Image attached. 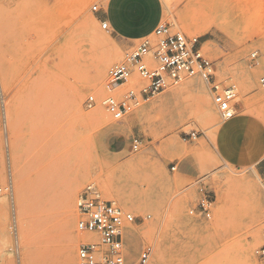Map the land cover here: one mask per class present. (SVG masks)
<instances>
[{"label": "rangeland", "instance_id": "rangeland-1", "mask_svg": "<svg viewBox=\"0 0 264 264\" xmlns=\"http://www.w3.org/2000/svg\"><path fill=\"white\" fill-rule=\"evenodd\" d=\"M106 1L0 0V188L8 178L13 187L11 198L0 193V264H77L81 242L70 248V240L83 232L76 229L75 202L88 186L137 218L124 231L125 264L147 244L153 247L148 264H264L255 254L264 232V178L256 171L264 160V0L147 5L146 20L161 19L172 31L199 39L220 91L234 88V115L221 121L211 86L197 77L182 80L210 99L218 122L208 132L190 110L159 116L158 105L178 83L120 120L106 113V97L121 98L141 82L133 75L115 91L105 87L109 67L141 42H120L109 26L101 28L92 7ZM191 4H200L211 21L201 36L183 21ZM87 23L116 47L85 32ZM108 49L120 57L106 68L102 86L92 88L96 61ZM89 97L94 104L87 108ZM230 124L237 127L228 135L215 134ZM192 131L196 139L184 141ZM132 138L142 140L137 152ZM185 150L198 154L185 156ZM200 178L213 195L208 220L188 215ZM70 185L78 187L69 215L64 192ZM156 248L163 249L161 258Z\"/></svg>", "mask_w": 264, "mask_h": 264}, {"label": "built area", "instance_id": "built-area-1", "mask_svg": "<svg viewBox=\"0 0 264 264\" xmlns=\"http://www.w3.org/2000/svg\"><path fill=\"white\" fill-rule=\"evenodd\" d=\"M100 10L101 8L96 6L92 7L95 14ZM101 28L108 30L107 23L102 22ZM151 37L152 39H149ZM139 41V45L128 51L121 62L113 64L107 70L105 87L110 92L126 84L133 75L141 79L139 85L127 90L121 98L108 96L103 100L105 111L112 119L120 120L141 101H147L184 78L194 77L211 86L212 103L221 121L232 117L234 88L220 91L214 84L213 62L202 55L198 38H188L181 32L172 31L169 25L159 23L151 34ZM255 56L256 53L251 54L252 59ZM261 83L264 84V79ZM93 104L94 98L89 97L85 106L90 108ZM196 137L197 133L192 131L188 136H184L183 140H194ZM130 145L132 151L137 152L142 146V140L132 138ZM174 169L175 167L171 168ZM196 186L197 201L188 211V215L196 220H208L213 203L212 192L207 188L204 178L198 179ZM12 190L11 178H8L6 184L0 188V193H5L11 198ZM75 207L79 218L76 229L98 238L97 242H83L78 246L77 264H125L124 231L127 226L135 224L137 218L121 210L114 202L103 200L92 186L81 192ZM18 249V243L14 240L12 251L16 255ZM152 253L153 247L144 245L131 264H148ZM255 254L264 261V232L262 244Z\"/></svg>", "mask_w": 264, "mask_h": 264}, {"label": "bare ground", "instance_id": "bare-ground-1", "mask_svg": "<svg viewBox=\"0 0 264 264\" xmlns=\"http://www.w3.org/2000/svg\"><path fill=\"white\" fill-rule=\"evenodd\" d=\"M163 1L165 3L175 4V2L178 0H163ZM186 14H187V18L184 19L183 21L186 23V25L189 28L200 29L201 32L200 31H199L200 33L198 32L199 36L203 35L210 28L211 21L208 22V18L204 14V11H203L202 7L200 6V4H197V5L191 4L189 6V8L186 10ZM90 19H91V21L93 20L92 17ZM212 19H214V18H212ZM83 30L89 34L93 33L91 36L98 39L100 42L110 43L113 47L114 46L116 47L114 41H112V39L109 36H106L102 32L91 27L90 23L83 25ZM138 41L139 40H137V42ZM119 57L120 56L116 50H111V49L109 50L108 49V50H104L101 53L100 57L96 61L95 67L93 69V75L89 80V84H91L90 87L96 88V87L102 86L106 68L111 63H114L115 61H117ZM204 94H203L202 88H196V86H193L192 83H190V82H185V81L181 82L180 81V83H178L176 85V87L170 89L168 91V93L166 94V96L162 99L161 103L158 105L160 107L158 110V114H159V116H165L169 112H176L180 116L181 113L183 114L184 111L190 110L193 112V115L200 122V124L203 127H205L204 131L208 132L212 128H215L217 126L218 119L215 116V112L211 109L210 99ZM238 103H239V106L242 108L243 102L241 100H238ZM153 107L154 106H152V108ZM135 115H136V113H135ZM137 115H138V113H137ZM233 115H234V111H233ZM233 115H232V117H233ZM88 117L90 118L91 116H88ZM167 117H169V116H167ZM236 127H237L236 124L224 125V126L218 127L216 129L215 134L218 136H225V135H228L230 132H232ZM187 152H189V151H187ZM136 163H139V161ZM227 180H225V181H227ZM77 187H78V185L67 186L65 189V192H64V198L66 201L65 210L69 215L73 209V200L72 199L74 197V194L76 192ZM120 201L124 204V206H128V204L130 203L129 199H127L125 197H121V196H120ZM1 208H2V204H0V210H1ZM126 229H127V227H126ZM147 232H148L147 230L143 231V233L145 235L147 234ZM255 233H256V236L258 237L259 230H257ZM93 240L97 242L98 238L93 234L84 233V232L79 233V235H77V237L72 238L70 240V248H72L74 246V241L82 243V242H88V241H93ZM250 249H251V243H247V245H246V254L247 255L250 253V251H251ZM157 250H158L157 251V258L158 257L161 258L162 254H163V249L158 248Z\"/></svg>", "mask_w": 264, "mask_h": 264}, {"label": "crops", "instance_id": "crops-1", "mask_svg": "<svg viewBox=\"0 0 264 264\" xmlns=\"http://www.w3.org/2000/svg\"><path fill=\"white\" fill-rule=\"evenodd\" d=\"M147 5L152 6L153 0H107L95 16L100 22L107 23L111 37L124 43L134 42L151 34L161 22V19H145ZM183 154L192 156L198 152L185 150ZM256 171L264 178V160L256 164Z\"/></svg>", "mask_w": 264, "mask_h": 264}]
</instances>
